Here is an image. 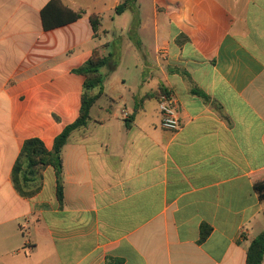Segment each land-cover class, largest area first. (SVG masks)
Masks as SVG:
<instances>
[{"label": "crops", "instance_id": "crops-1", "mask_svg": "<svg viewBox=\"0 0 264 264\" xmlns=\"http://www.w3.org/2000/svg\"><path fill=\"white\" fill-rule=\"evenodd\" d=\"M123 2L0 0V264H247L264 233V0H135L118 15ZM70 11L83 15L59 26ZM95 49L119 64L63 149V205L51 167L23 197L22 147L52 151L77 120L74 71ZM164 92L177 132L161 126Z\"/></svg>", "mask_w": 264, "mask_h": 264}, {"label": "trees", "instance_id": "trees-1", "mask_svg": "<svg viewBox=\"0 0 264 264\" xmlns=\"http://www.w3.org/2000/svg\"><path fill=\"white\" fill-rule=\"evenodd\" d=\"M135 0H124L116 9V14L124 13L130 4ZM56 1L49 3L43 10L42 16L44 27L46 30L55 28L56 23L50 22L53 17ZM66 19L61 20V25L69 24L77 21L83 13L67 12ZM137 20H134V24ZM91 23L95 34H99L101 28V20L99 17H92ZM119 64V56L111 52L108 56L102 55L99 49H95L92 57L79 69L74 72L85 77L82 104L80 115L75 122L67 125L62 133H60L54 142L52 151H48L42 140L39 138H31L25 141L21 153L14 165L12 172V181L15 189L23 197H33L40 191V180L42 172L51 167L56 175V191L57 198L63 205V160L62 152L67 145L70 136L77 130H81L88 126L91 121V110L103 95L106 76L102 70L107 67L110 72H113ZM202 94V93H201ZM256 190L259 192L261 199H264V182L256 185ZM211 232L210 228L202 226L201 242L205 241ZM107 264H124L122 259L111 258ZM247 264H264V233L255 238L249 247L247 254Z\"/></svg>", "mask_w": 264, "mask_h": 264}, {"label": "built area", "instance_id": "built-area-1", "mask_svg": "<svg viewBox=\"0 0 264 264\" xmlns=\"http://www.w3.org/2000/svg\"><path fill=\"white\" fill-rule=\"evenodd\" d=\"M158 110L161 117V126L165 130L177 132L181 130L182 124L179 113L175 107L170 92H164L160 95L158 101Z\"/></svg>", "mask_w": 264, "mask_h": 264}, {"label": "rangeland", "instance_id": "rangeland-1", "mask_svg": "<svg viewBox=\"0 0 264 264\" xmlns=\"http://www.w3.org/2000/svg\"><path fill=\"white\" fill-rule=\"evenodd\" d=\"M123 20L127 23V24H132L133 21L135 20V15L130 12V11H127L126 12V16L123 18ZM109 23V22H108Z\"/></svg>", "mask_w": 264, "mask_h": 264}]
</instances>
